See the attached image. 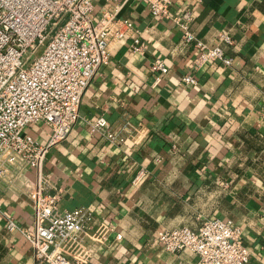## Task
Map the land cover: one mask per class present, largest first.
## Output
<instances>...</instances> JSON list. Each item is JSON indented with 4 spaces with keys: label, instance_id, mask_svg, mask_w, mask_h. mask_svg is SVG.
Wrapping results in <instances>:
<instances>
[{
    "label": "crops",
    "instance_id": "crops-1",
    "mask_svg": "<svg viewBox=\"0 0 264 264\" xmlns=\"http://www.w3.org/2000/svg\"><path fill=\"white\" fill-rule=\"evenodd\" d=\"M185 8L193 35L220 45L231 64L214 61L194 71V43L182 40L175 22L126 0L116 15L132 28L85 87L67 137L46 152L42 177L47 192L58 195L57 211L87 206L94 214L71 259L194 264L195 253L166 251L156 232L197 230L219 218L241 227L249 250L244 264H264V0H172V13ZM106 10L113 6L95 0L97 15ZM136 37L147 45L142 53L130 48ZM154 58L168 69L157 81ZM185 74L196 82H182ZM99 116L125 140L91 131ZM26 130L42 144L50 131L42 122ZM140 168L146 176L133 185ZM35 180V170L18 158L0 177V264H36L29 241L6 220L32 228Z\"/></svg>",
    "mask_w": 264,
    "mask_h": 264
},
{
    "label": "built area",
    "instance_id": "built-area-1",
    "mask_svg": "<svg viewBox=\"0 0 264 264\" xmlns=\"http://www.w3.org/2000/svg\"><path fill=\"white\" fill-rule=\"evenodd\" d=\"M100 1L113 10L97 15L95 0H0V177L16 158L36 173L32 228L23 229L7 217V229L19 231L29 241L36 264H84L68 253L92 227L93 211L87 206L57 211L58 195L47 192L42 167L49 147L71 131L82 93L98 68L107 63L112 45L132 28L116 15L126 0ZM137 1L147 6L152 17L174 21L182 40L194 43V71L214 61L231 64L220 45L207 46L193 35L190 9L172 13V0ZM220 35L232 42L227 34ZM130 48L142 53L147 45L136 37ZM151 70L158 73L157 81L168 69L160 58H154ZM181 80L196 82L190 74ZM37 122L50 129L44 144L26 130ZM106 124L105 117L99 116L91 131L111 142L125 140ZM145 176L146 170L140 168L131 183L137 185ZM154 239L171 253L192 251L197 255L194 264H244L249 258L242 229L231 219H205L197 230L161 229Z\"/></svg>",
    "mask_w": 264,
    "mask_h": 264
}]
</instances>
